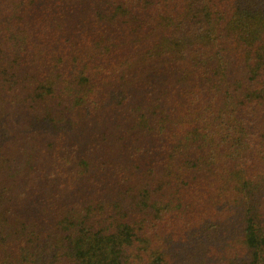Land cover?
Returning a JSON list of instances; mask_svg holds the SVG:
<instances>
[{
    "label": "trees",
    "instance_id": "obj_1",
    "mask_svg": "<svg viewBox=\"0 0 264 264\" xmlns=\"http://www.w3.org/2000/svg\"><path fill=\"white\" fill-rule=\"evenodd\" d=\"M0 264H264V0H0Z\"/></svg>",
    "mask_w": 264,
    "mask_h": 264
}]
</instances>
